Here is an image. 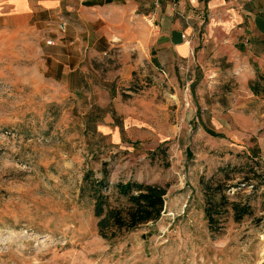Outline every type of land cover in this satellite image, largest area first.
<instances>
[{
  "label": "rangeland",
  "instance_id": "rangeland-1",
  "mask_svg": "<svg viewBox=\"0 0 264 264\" xmlns=\"http://www.w3.org/2000/svg\"><path fill=\"white\" fill-rule=\"evenodd\" d=\"M73 1L66 29L46 30L35 59L14 55L26 54L23 41L0 49V264H264V105L257 120L240 112L244 100L223 102L215 119L200 90L173 87L149 60L123 81L126 39L157 21V0ZM45 44L63 62L46 61ZM95 49L99 61L88 58ZM84 52L91 71L70 70ZM105 165L113 204L120 180L167 184L162 215L102 236L81 185ZM213 174L257 184L230 192L253 211L236 220L229 207L217 232L200 181Z\"/></svg>",
  "mask_w": 264,
  "mask_h": 264
},
{
  "label": "crops",
  "instance_id": "crops-1",
  "mask_svg": "<svg viewBox=\"0 0 264 264\" xmlns=\"http://www.w3.org/2000/svg\"><path fill=\"white\" fill-rule=\"evenodd\" d=\"M86 1L88 4L84 8L88 9L106 0ZM157 2L152 13L157 21L146 24L140 37L126 39L130 40L132 48L124 49L122 80L129 82L132 72L149 60L173 87L184 88L186 93L188 90L192 92V88L200 90L199 102L207 109L210 107L215 119H220L219 115L225 110L223 102L234 104V108L237 100L242 99L240 112L258 120L261 104L264 105L261 94L264 93V0ZM66 4L70 9L74 1L0 0V49L15 50L23 41L26 54L17 51L14 55L35 59L39 50L36 43L44 38L45 31H57L58 26L65 28L61 19L67 11ZM41 47L46 61L52 57L63 62V56L59 59L49 52L53 46L45 44ZM95 51L88 56L89 60L95 58L99 61L104 57ZM78 57L77 64L70 70L90 72V67L80 60L87 58V54L84 52ZM48 70L51 69L47 67ZM167 84L166 80L158 86L165 90Z\"/></svg>",
  "mask_w": 264,
  "mask_h": 264
},
{
  "label": "trees",
  "instance_id": "trees-1",
  "mask_svg": "<svg viewBox=\"0 0 264 264\" xmlns=\"http://www.w3.org/2000/svg\"><path fill=\"white\" fill-rule=\"evenodd\" d=\"M228 172L226 168H220ZM103 174L97 176L96 172L88 168L83 175L81 185L82 195L88 193L93 199L94 213L98 217L97 225L99 233L107 238L115 237L125 231L133 230L143 223L157 220L164 210L168 185L151 183L137 179L120 180L114 184L121 200L119 204L111 202L109 187L112 185L109 179L110 170L105 165ZM227 178H219L215 174L206 178L201 177L204 191V210L210 230L222 229V217L227 213L229 207L234 211L236 220H241L244 215L250 214L253 207L249 200L240 202L231 199L230 192L233 187L236 193L250 185L257 188L252 179L228 182ZM244 183V184H243ZM234 192V193H235Z\"/></svg>",
  "mask_w": 264,
  "mask_h": 264
},
{
  "label": "built area",
  "instance_id": "built-area-1",
  "mask_svg": "<svg viewBox=\"0 0 264 264\" xmlns=\"http://www.w3.org/2000/svg\"><path fill=\"white\" fill-rule=\"evenodd\" d=\"M64 25V24H63ZM244 184V183H243ZM237 187H233L231 191H235Z\"/></svg>",
  "mask_w": 264,
  "mask_h": 264
}]
</instances>
